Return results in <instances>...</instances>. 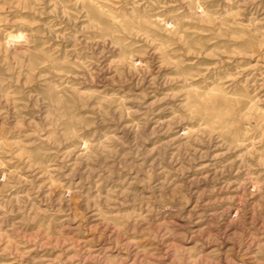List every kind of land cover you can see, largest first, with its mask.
<instances>
[{"label": "rangeland", "instance_id": "374dc122", "mask_svg": "<svg viewBox=\"0 0 264 264\" xmlns=\"http://www.w3.org/2000/svg\"><path fill=\"white\" fill-rule=\"evenodd\" d=\"M0 264H264V0H0Z\"/></svg>", "mask_w": 264, "mask_h": 264}]
</instances>
